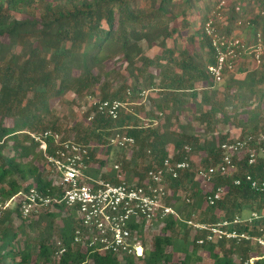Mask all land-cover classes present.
<instances>
[{
	"label": "trees",
	"instance_id": "1",
	"mask_svg": "<svg viewBox=\"0 0 264 264\" xmlns=\"http://www.w3.org/2000/svg\"><path fill=\"white\" fill-rule=\"evenodd\" d=\"M201 1L0 0V202L30 188L62 195V187L48 172L45 156L31 133L60 132L52 102L69 92L78 99L92 96L101 101L132 102H137L144 90L150 92L148 108L134 104L132 111L123 110L112 119L91 106L85 115L88 124L76 122L70 133L60 132L64 138L90 147V166L97 162L100 148L111 151L110 135L121 132L134 137L136 149L129 160L123 158L125 174L120 171L129 183H141L146 172L161 165L172 152L177 160L187 157L193 166L216 165L221 145L235 139L226 129L228 125L240 128L242 136L264 132V68H242L241 75L226 72L224 81L214 84L208 66L214 64L215 52L204 30L212 19L217 31L227 36L236 31H264L256 15L264 8V0L212 1L201 26L181 43L182 29L191 28L189 14L199 10ZM14 13L25 17L17 18ZM154 46L161 52L151 57L147 51ZM118 62L120 66L109 65ZM52 144L49 139V153ZM192 153L200 157L196 159ZM140 163H144L142 168H137ZM239 164L241 170L218 176L207 188L190 171L171 180L170 202L181 219L169 216L156 222L150 242L146 240L148 230L137 227L145 246L141 257L95 252L75 243V230L81 224L77 208L54 204L27 217L18 206L4 212L0 217V262L197 264L202 261L198 256L202 249L213 264H241L249 257H262L259 263L264 264V250L257 253L252 242L200 245L197 241L203 233L184 222L196 215L202 222L216 223L264 205V194L253 190L244 178L248 172L262 177L263 160L255 166L245 160ZM104 166L106 160H100L88 173L117 183L118 172H102ZM236 178L241 179L240 185L234 184ZM219 184L226 186L228 193L217 205L209 206L206 196ZM182 188L190 190L192 204L187 214L181 204ZM38 220L47 222L45 232L34 244L20 246L19 232L11 228L12 223L21 229ZM262 226L264 221L240 230L257 236ZM55 227L65 247L61 254L57 242L52 241ZM175 254L181 257L177 263Z\"/></svg>",
	"mask_w": 264,
	"mask_h": 264
},
{
	"label": "built area",
	"instance_id": "2",
	"mask_svg": "<svg viewBox=\"0 0 264 264\" xmlns=\"http://www.w3.org/2000/svg\"><path fill=\"white\" fill-rule=\"evenodd\" d=\"M223 4L224 1L220 6ZM256 15L260 17L264 27V8L257 10ZM204 30L211 39L215 52V62L208 66L214 84L223 82L226 72L241 75L242 68L248 71L264 68V31L246 34L236 31L227 36L217 31L212 19L205 23ZM149 96L150 92L144 90L137 102L120 99L96 100L92 102V106L100 113L117 119L121 111H132L131 105L150 104ZM31 136L39 143V148L45 156L46 168L51 177L61 185L62 195H50L37 188H30L5 202H0V217L6 210L17 206L24 217L39 215L54 204L76 207L81 224L75 230V243L85 245L95 252L120 256H143L145 246L137 235V227H144L148 232H152L154 224L160 220L169 216L181 219L170 202L169 183L179 179L183 172H194L195 180L207 188L213 185L218 176L237 173L239 170L236 161L245 160L250 166L257 165L259 160L264 162V132H261L238 136L232 141L224 142L221 145L220 161L216 165L195 167L187 157L177 160L172 152L164 158L161 165L149 169L141 183H129L121 170H117L118 182L114 183L88 173L91 167L88 145L64 138L60 132L52 130L31 133ZM49 139L53 141L51 153ZM109 144L123 149L133 148L135 138L116 132L110 135ZM185 149L191 151L188 146ZM114 168L119 169V165L116 164ZM244 178L253 190L264 194V166L262 177L248 172ZM241 182L240 178L234 180L235 185H240ZM227 193V187L219 184L207 194L206 203L215 206ZM185 200L191 202L188 196ZM195 217L196 215L184 222L194 231L203 233L197 241L200 245L206 242L246 240L264 250V226L260 228V234L257 236L240 230V227L245 225L252 226L264 221V205L246 214L224 218L216 223L202 222ZM57 247L58 253L65 251L60 239L57 240ZM260 258L262 257H249L241 264H260Z\"/></svg>",
	"mask_w": 264,
	"mask_h": 264
},
{
	"label": "rangeland",
	"instance_id": "3",
	"mask_svg": "<svg viewBox=\"0 0 264 264\" xmlns=\"http://www.w3.org/2000/svg\"><path fill=\"white\" fill-rule=\"evenodd\" d=\"M212 1L214 0H202L201 1V5L199 10L196 11H192L189 14V20L191 23V28L190 29H185L183 28V37L180 40L181 43H185V36H187L188 34H190L191 32H193V29H196L198 27L201 26L202 23V19L203 16L205 15V13L207 12V6L212 4ZM141 4H145V0H140ZM208 4V5H207ZM14 16L17 18H24L25 15L22 13H14ZM16 51H19V48H15ZM148 55L149 56H154L155 54H159V52H161V48L159 46H154L152 49L148 50ZM110 66L113 67V65L115 66H120L121 63H111L109 64ZM125 66V65H124ZM123 69V67H122ZM99 98H93L92 96H89L85 99H78L72 92L67 93L63 98L61 99H56L54 100L53 103V107L57 110V116L59 117L60 121L59 124H61V133H65L68 134L71 132L73 125L76 122H84V124H88V120H85V115L88 111H90V108L92 106V102L98 100ZM132 106H130V109H132ZM150 104L146 105L145 107H149ZM92 115H94V113H92ZM227 130H230V132H232L236 137L238 136H242L241 135V130L240 128L237 127H233L231 125H228L226 127ZM109 141V138H108ZM102 148H100V150L97 152L96 158L98 159L97 162L93 163L91 165V169H96L98 167V162L100 160L105 159L106 160V166H104L102 168V172L105 170H110V169H115L114 166L116 164L119 165V169H115V171L117 170H121L122 169V173L125 174L124 172L126 170H124L123 167V158L124 159H130L133 156V150H135L136 148H119L115 145H112L111 147V151L109 153H106V151H102ZM192 155L198 159L200 157V155H198L197 153H192ZM199 162V161H197ZM196 162V164H197ZM237 163V167L238 170H241V166L239 164L238 161H236ZM95 164V165H94ZM144 163H140V165L137 168H142ZM46 165V164H45ZM44 165V166H45ZM95 166V167H94ZM195 167H198L197 165H195ZM124 176V175H123ZM171 188V187H170ZM190 197V190L189 189H183L181 190V204L184 205L183 210L184 213L187 214L188 210H190V205L192 204L191 202L188 203L185 200V197ZM248 212L244 211L243 214H246ZM198 215V213H197ZM197 219L198 216H196ZM195 217V218H196ZM37 218L35 217V220ZM18 222V221H17ZM56 224V223H55ZM47 225V222H40L39 220L37 222H35L31 227L28 225H24V227H20L21 229L17 228L18 224H14L12 223V229L13 230H18L19 232V236H18V241L20 244V246H25L26 244H34L37 239L39 238V235L45 232V226ZM53 234L52 236V241L54 244H56L57 240H59V235L57 233V228L55 227V230L52 232ZM154 236V232H149L146 236V240L148 242H150L152 240ZM17 243H15V246L18 245ZM255 251L257 253H261V248H259L258 246H256ZM198 256H200L202 258V261L200 263L197 264H213V259L209 256V253L207 251H204L202 249H200L198 251ZM180 255L179 254H175V262L177 263L180 259ZM35 260L34 259V263L35 264ZM241 261V260H240ZM0 264H8L7 262H0ZM38 264V263H37Z\"/></svg>",
	"mask_w": 264,
	"mask_h": 264
}]
</instances>
